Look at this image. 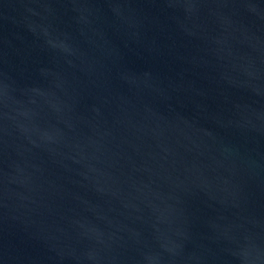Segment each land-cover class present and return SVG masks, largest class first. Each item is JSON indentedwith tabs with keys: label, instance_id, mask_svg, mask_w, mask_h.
Listing matches in <instances>:
<instances>
[{
	"label": "water",
	"instance_id": "95a60500",
	"mask_svg": "<svg viewBox=\"0 0 264 264\" xmlns=\"http://www.w3.org/2000/svg\"><path fill=\"white\" fill-rule=\"evenodd\" d=\"M0 264H264V0H0Z\"/></svg>",
	"mask_w": 264,
	"mask_h": 264
}]
</instances>
